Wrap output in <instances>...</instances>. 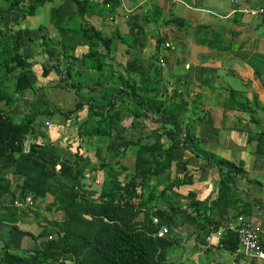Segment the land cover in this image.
I'll return each instance as SVG.
<instances>
[{"label": "trees", "instance_id": "16d2710c", "mask_svg": "<svg viewBox=\"0 0 264 264\" xmlns=\"http://www.w3.org/2000/svg\"><path fill=\"white\" fill-rule=\"evenodd\" d=\"M87 3L90 5L85 1L79 6L87 8ZM39 5L37 0L0 1V103H3L0 105V202L10 197L11 206H6V215L19 222L21 220L14 212L17 210L15 203L23 204L27 197L56 204L67 218L53 222L50 227L40 225V233L31 237L33 240H46L33 254H18L12 247L4 246L0 264H199L169 261L167 251L175 242L169 235L158 238L155 234L161 226L168 227L169 234L178 230L183 209L172 192L191 183L186 170L181 178H172L167 171L174 150L181 147L194 156H201L206 162L214 163L222 188L229 187L227 183L224 185L225 181L229 182L232 174L241 171L230 161L200 148V139L191 135V126L204 117L200 103L202 95L191 91L189 81L180 77L190 100L182 98L175 102L174 95L164 97L160 87L166 81L162 80L158 56L155 58L160 65L151 61L147 71L139 65L135 71L137 81L130 77L124 79L111 69H106V74L113 78L103 79L102 59L110 56L112 41L100 31L88 27L79 32H67L65 29L61 40L49 37L47 32L41 35L40 52L37 53L54 61L49 66L45 62L39 63L41 78L55 73L61 86L74 92L76 101L73 110L49 108L47 101L38 98L36 83L39 71L34 68L37 62L32 60L33 52L29 53L25 48L27 42L34 44L35 39L28 36L24 28L8 25L2 16L3 13H18L25 20L36 12ZM54 13L57 12L52 11L51 15ZM70 38L88 41V52L81 59L74 55L76 47L70 46ZM170 50L173 51L174 47ZM80 60L85 62L86 69L98 73L97 79L89 85L81 79V71L76 67ZM6 83L10 85L5 87ZM96 87H99V94L93 93ZM28 91L31 97H37L31 101L30 108L22 115L10 114L19 99L27 97ZM229 99L234 101L232 94ZM231 106L227 104V108ZM83 108H86V117L80 118L78 114ZM123 112L126 115L122 116ZM157 116H171L175 121L174 125L162 124L161 129L160 126L156 129H160L163 136L162 146H152V139L142 135L122 150L110 146L109 149L119 157V162L113 165L101 156L100 148H97L98 165L85 159L79 163L82 155L74 161L62 158V149L54 148L45 136L47 122L63 117L65 121L73 122L79 138L89 137L92 143L107 139L110 145L114 139L123 137L120 127L124 130L126 127L122 121H130L132 129L141 118L160 122L156 120ZM175 126L180 129L179 142H175ZM38 138L45 143L38 144ZM27 140H31L28 149L25 145ZM257 141V150L260 151L264 134H260ZM96 147L101 146L98 144ZM127 154H132L135 160L132 174L120 163ZM87 163L88 167L85 166ZM120 171H128V180L120 178ZM99 173L102 181L100 187L94 188ZM14 185L18 189L12 190ZM17 190L16 195L11 193ZM193 195L188 192L185 198L191 199ZM48 196L51 199L48 200ZM221 202H225L222 191L213 202V211ZM207 205V199L189 203L196 214H200L201 208L205 209ZM2 215L5 214L0 213ZM235 215L240 214L235 210ZM154 217L158 224H153ZM14 228L17 230L16 225ZM224 230L227 233L221 238V244L229 252L237 251V236L227 227Z\"/></svg>", "mask_w": 264, "mask_h": 264}, {"label": "crops", "instance_id": "0c3cea01", "mask_svg": "<svg viewBox=\"0 0 264 264\" xmlns=\"http://www.w3.org/2000/svg\"><path fill=\"white\" fill-rule=\"evenodd\" d=\"M37 1L40 3L36 9L38 16L35 12L25 20L18 18V23L24 21L21 28L28 24L40 32L39 38L32 34L28 36L40 39L43 32H47L54 38L49 32L52 27L58 35L55 39L61 40L65 29L67 32L73 30L74 23H77L111 38L114 55L111 52L109 57L102 59L103 79L113 78L106 74V69L122 75L124 79L123 73L134 78L138 64L147 71L149 65L144 67V62L157 63L155 56H158L159 63L163 64L162 80L166 81L160 90L164 97L174 95V101L179 102L182 98L190 100L184 82L180 80V77H185L191 91L202 95L200 103L204 117L191 126V135L200 139L207 153L230 161L241 169L232 174L229 182L225 181L224 185L227 183L229 187L222 188L214 163L206 162L184 148L173 151L167 171L172 178H181L186 170L191 183L172 192L183 212L178 220V230L169 235L175 244L169 249L170 254L167 251V259L199 264H264V259H243L240 248L229 252L220 242L227 233L224 229L236 217V210L259 225L264 251V141L261 142V150H257V137L264 134V15L253 16L247 12L264 7V0ZM85 1L90 3V8L79 6ZM54 6L59 7L55 9H59L60 14L51 15L50 9ZM40 13H43L45 22L40 23ZM66 16L69 20L64 19ZM67 21H72L69 28H65ZM127 37L131 42L126 41ZM166 43H170L174 50L165 48ZM88 45V41L82 38L78 43L70 44L76 47L74 55L79 59L88 52ZM130 60L131 64H126ZM134 60L139 63L132 64ZM76 67L82 73L81 79L87 80V85L93 81V74L97 79L98 73L86 69L84 61H78ZM178 81L182 84L179 85ZM99 92V87L93 91L94 94ZM231 94L234 101L229 99ZM227 104L232 105L231 108H227ZM179 135L176 142H179ZM150 138L153 146L155 141ZM221 191L225 202L213 211V202ZM188 192L195 196L185 198ZM205 199L208 205L201 208L200 214L189 207L190 202L200 203ZM8 203L0 202V213L5 214L0 216V227L4 224L12 226L4 234L6 236L0 238V254L4 246L12 247L8 244V237L12 240L17 234L12 231L14 224L20 234L24 231L21 221L6 215ZM18 211L17 208L14 212ZM25 232V236L38 234L29 227ZM29 237L22 239V245Z\"/></svg>", "mask_w": 264, "mask_h": 264}, {"label": "rangeland", "instance_id": "374dc122", "mask_svg": "<svg viewBox=\"0 0 264 264\" xmlns=\"http://www.w3.org/2000/svg\"><path fill=\"white\" fill-rule=\"evenodd\" d=\"M82 4H84V2H82ZM86 5H87V8L88 7L90 8V5L88 6V3ZM55 8H59V7H55V6L52 7L50 9V13H52V11H55L58 13L59 9H55ZM42 14L43 13H40V15L42 16L41 20L39 19L40 23L46 21V19L44 18V16ZM19 15L20 14H15V13L6 14L7 24L13 25L16 28H17V26L19 28H21L24 21H22L21 23H18V18H20ZM38 15H39V13L36 12L35 16H38ZM2 16L4 17L5 13H3ZM71 16H73V15H71ZM64 19L69 20L67 16ZM73 19L75 22L78 21L76 17H74ZM71 25H72V21H67L65 24V28H69V27H71ZM23 27H25L24 29L26 31L28 29V31H27L28 34L35 35L37 38L40 37V32L33 30V29H35V27H30V25H28V24H24ZM72 28L74 31L84 29L83 26H81L80 24H77V23H74ZM29 30H31V33H29ZM49 32H50L51 36H54V39L58 37L57 32H56V30H54V28L50 27ZM68 40L71 41L70 44H74V43H78L80 38H70ZM126 41L131 42L130 38H128V37L126 38ZM40 43H41L40 39H35L34 44L30 45L29 42H27L25 44L26 45L25 48L28 50V52L29 53L33 52V54H34V57L32 58V60L37 62V64H35L34 68L36 69V71H39L37 73L38 81L36 83L38 98L42 99L43 101H47L49 108H60L62 110H67V111L73 110L74 106L76 104L75 97H74L72 91L67 90V89L63 88V86H61L59 77L57 75H55V73L52 72L47 78H41V75H40L41 70L39 69V65H40L39 63L45 62L49 66V64L53 63L54 61L48 59L46 56L39 55L37 53V51L40 52ZM113 44H115V40L113 41ZM32 46H33V48H32ZM23 49H24V46L21 48V51H23ZM113 55H114V52L112 51V56ZM131 60H133V58H131ZM131 60H130V62L128 61L126 64H129V63L131 64ZM115 61H116V59H115ZM79 63H83V61L80 60ZM138 63L139 62L134 60V62L132 64L137 65ZM149 64L150 63L144 62V67L149 65ZM138 66H139V64H138ZM81 75H82V73H81ZM123 75L126 78L128 77V73H123ZM91 77H92V80L96 79V76L94 74ZM10 78L13 79V75H11ZM133 80L137 81V77H134ZM86 81L87 80H85V82ZM177 83L179 85L182 84L180 81H178ZM9 85H10V83H6L5 87H8ZM97 89L98 88H95V91H97ZM27 93H28L27 97H21L19 99V101L15 104L13 109L11 111H9L10 114L22 115L30 108L31 101L35 100L37 97H35V98L31 97L32 94L29 91ZM0 105L3 106V103H0ZM78 115L80 116V118H85L86 117V108H83L79 112ZM124 115H126V112L122 113V116H124ZM156 120H159L160 122L146 121V120H143V118H141V120L140 119L137 120L136 125L133 126L132 129L130 127V121H122L123 125L126 127V130H124L122 127H120V132H123L122 133L123 137L122 138L120 137L118 139H114L110 145L107 144L108 143L106 141L107 139L106 140L105 139L98 140V142L92 143V141H90L89 137L82 136L81 138H79L78 134L76 133V127L72 125L73 122L69 121V120L65 121V119L63 117H58L57 120L47 122L48 130L45 133V136H47L46 137V138H48L47 141H49V143L52 144L54 146V148L62 149L60 152V155L62 158L67 157V158H70L72 161H74V160H76L77 156L79 157L80 155H82V157H79V159H78L79 163L81 162V159H85L88 163L90 161L91 164L98 165L99 162L97 160V154H98L97 148H100L101 156L105 157V159L107 160V162L109 164L113 165L116 161L119 162V160H118L119 157H116L115 154L109 149L110 146L113 148H116V149L118 148V149L122 150L125 145H130V144L134 143V141L140 135H142V137H147V138L151 136L155 141L153 146H156V147L162 146L161 144H162V137L163 136H162L161 131H160V129H161L160 125H162V124L174 125L175 121L172 120L171 116L166 117V118L165 117L160 118L159 116H157ZM178 122H179V120H178ZM159 126H160V129L156 130ZM175 127H176L175 140H177V137L179 135L178 134L179 127H177V126H175ZM30 142H31V140H27V142L25 144L26 149H28V145L30 144ZM37 143L43 144L45 142L41 138H38ZM97 143L101 147H96L98 145ZM106 146L108 147V150L106 149ZM198 146L201 148L202 147L201 143H199ZM77 151L79 152L78 155L75 154ZM206 157L208 158L209 156L206 155ZM134 162H135V160H134V157L132 156V154H127L125 156V158L120 161L121 165H124L128 169L129 173H131V174L134 171ZM88 163L85 166H87ZM128 171H126V172L120 171L121 172L120 178L121 179L126 178L128 180V178H129ZM130 178H131V175H130ZM154 179L155 178H153V180ZM101 181H102L101 173H99V179H98V181L95 180L93 187L94 188L100 187ZM12 188H13V190L18 189L15 185ZM51 188L54 189V187H51ZM161 188H162V186H160L159 189H161ZM18 191L19 190H17L16 192L15 191L11 192V193H14L16 195V193H18ZM7 199H9V203H8ZM47 199L49 200L51 198L48 196ZM2 202L6 203V204L8 203V205L11 206L10 205V197L3 199ZM50 202H52V200H50ZM17 208L19 209V211L17 213H15V215L17 217H19V219L21 220V223L24 224V227H23L24 232H25V230H27V227H29L32 230L34 229L33 233L38 232V234H39L41 231L40 225L47 224L50 227V225L53 222L63 221L64 219L67 218V215L64 214L62 211H60L56 204L51 205L46 200H43L42 202H37L35 200L34 201L31 200L30 204H27V203L19 204V205H17ZM2 211H4V209ZM14 227H15V224H14ZM11 228H12V226L10 227L7 224H4L3 227H0V230L4 231V232L0 233V238H2L1 236H3V237L6 236L4 234L5 233L7 234L10 231L8 229H11ZM23 229L21 227L20 230L23 231ZM49 229H52V228H49ZM12 231H13V233L16 231L17 234L13 235L12 240H10V238L8 237V244L12 245V247L14 248L16 253H18V254H22V253H24V254L32 253L33 254L34 250L40 249L41 242L46 240L45 238L33 240L32 237L31 238L29 237L31 235L25 236V235H27V233L21 232L22 234H20L18 227H17V230H15V228H13ZM25 237H29V240L26 242V244L22 245L21 241H22V239H25ZM19 238H21V239H19ZM53 238L55 239L56 237L54 236ZM168 253L169 254L171 253L170 250ZM169 257H170V255H169ZM175 261H178V260H175Z\"/></svg>", "mask_w": 264, "mask_h": 264}, {"label": "built area", "instance_id": "2783aa9c", "mask_svg": "<svg viewBox=\"0 0 264 264\" xmlns=\"http://www.w3.org/2000/svg\"><path fill=\"white\" fill-rule=\"evenodd\" d=\"M247 12L253 16L264 15V7L247 10ZM165 48L173 49L170 43H166ZM163 65V64H162ZM31 198L27 197L25 202H31ZM22 204L16 202L15 205ZM153 224H158V219L153 218ZM227 230L231 231L237 236L239 248L241 249L243 259L255 258L264 259V251L261 248V228L256 223H253L243 215L236 216L227 226ZM169 233V228L161 226L156 237H166Z\"/></svg>", "mask_w": 264, "mask_h": 264}, {"label": "clouds", "instance_id": "9594fccd", "mask_svg": "<svg viewBox=\"0 0 264 264\" xmlns=\"http://www.w3.org/2000/svg\"><path fill=\"white\" fill-rule=\"evenodd\" d=\"M57 169H59V167H57ZM31 199H32V198H31ZM32 200L34 201V199H32ZM35 201L38 202V199H36ZM24 203H26V202H24ZM24 203H23V204H24ZM30 203H31V202H27V204H30ZM32 203H33V202H32ZM16 207H17V206H16ZM154 218H155V217H154ZM152 222H153V220H152ZM169 232H170V229H169ZM168 235H169V233H168ZM168 235H167V236H168ZM167 236H166V237H167Z\"/></svg>", "mask_w": 264, "mask_h": 264}]
</instances>
